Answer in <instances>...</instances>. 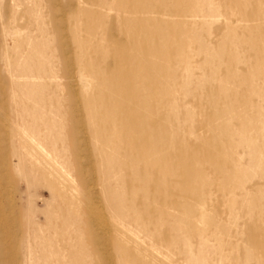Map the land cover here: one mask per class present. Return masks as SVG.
I'll use <instances>...</instances> for the list:
<instances>
[{"label":"rangeland","instance_id":"1","mask_svg":"<svg viewBox=\"0 0 264 264\" xmlns=\"http://www.w3.org/2000/svg\"><path fill=\"white\" fill-rule=\"evenodd\" d=\"M0 264H264V0H0Z\"/></svg>","mask_w":264,"mask_h":264}]
</instances>
